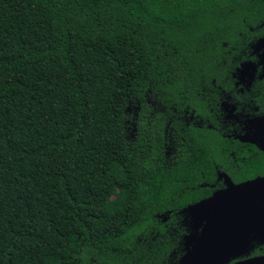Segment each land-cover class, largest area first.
Here are the masks:
<instances>
[{
	"label": "trees",
	"instance_id": "trees-1",
	"mask_svg": "<svg viewBox=\"0 0 264 264\" xmlns=\"http://www.w3.org/2000/svg\"><path fill=\"white\" fill-rule=\"evenodd\" d=\"M263 2L0 0V264H177L222 141L190 127L171 164L163 122L129 140L125 111L210 117Z\"/></svg>",
	"mask_w": 264,
	"mask_h": 264
},
{
	"label": "flooded vegetation",
	"instance_id": "flooded-vegetation-1",
	"mask_svg": "<svg viewBox=\"0 0 264 264\" xmlns=\"http://www.w3.org/2000/svg\"><path fill=\"white\" fill-rule=\"evenodd\" d=\"M245 25L248 35L244 40L248 41V45L240 49H237L239 46L231 47L234 50L232 55L228 51L229 62L223 61V66L228 71L227 76L219 80V83L214 80L211 88L207 90L205 87L200 88L198 96L201 102L205 101L207 106H212L210 117L196 116L194 110L189 112L188 107H185L182 114L174 110L178 115L173 114V119H155L158 112L164 113V109L151 95L146 100L151 107V117L142 119L139 108L137 119H126L124 122L126 139L130 123L133 124L135 139L142 123L151 125L155 121H162L163 156L171 164L178 160L184 147L188 146L187 130L190 127L212 130L198 132L206 140H209L208 134H211L216 140L222 141L221 149L216 141H209L207 144L215 149L216 155L211 166L212 181L201 183L202 187L211 188L208 197L230 184L238 185L264 178V19L260 24L248 21ZM261 207L264 211V202ZM251 224L253 231H259L261 227L264 230V224L261 227L256 221ZM260 232L246 234L245 251L221 264H236L247 259L264 257V236Z\"/></svg>",
	"mask_w": 264,
	"mask_h": 264
},
{
	"label": "water",
	"instance_id": "water-1",
	"mask_svg": "<svg viewBox=\"0 0 264 264\" xmlns=\"http://www.w3.org/2000/svg\"><path fill=\"white\" fill-rule=\"evenodd\" d=\"M264 1V0H263ZM264 178L242 184H230L210 197L189 205L197 231L185 237V253L177 264H221L238 257L245 250L244 237L264 230ZM256 221L261 230L253 231ZM262 224V225H261ZM264 257H255L236 264H262Z\"/></svg>",
	"mask_w": 264,
	"mask_h": 264
},
{
	"label": "rangeland",
	"instance_id": "rangeland-1",
	"mask_svg": "<svg viewBox=\"0 0 264 264\" xmlns=\"http://www.w3.org/2000/svg\"><path fill=\"white\" fill-rule=\"evenodd\" d=\"M149 106V105H148ZM150 110H151V107L149 106ZM139 107L138 106H133V107H127L126 111H125V115L127 116V119H137V116H138V112H139ZM152 114V113H151ZM160 113L158 112L156 114V117L159 115ZM151 117V115L149 116ZM127 126V124H126ZM129 129L127 130L128 131V139L129 140H133V124L130 123L129 125Z\"/></svg>",
	"mask_w": 264,
	"mask_h": 264
}]
</instances>
